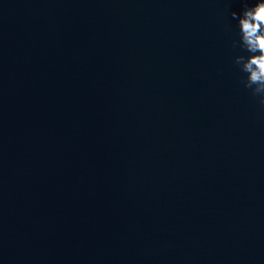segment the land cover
<instances>
[{"label": "water", "instance_id": "obj_1", "mask_svg": "<svg viewBox=\"0 0 264 264\" xmlns=\"http://www.w3.org/2000/svg\"><path fill=\"white\" fill-rule=\"evenodd\" d=\"M242 10L0 0V264H264Z\"/></svg>", "mask_w": 264, "mask_h": 264}, {"label": "clouds", "instance_id": "obj_2", "mask_svg": "<svg viewBox=\"0 0 264 264\" xmlns=\"http://www.w3.org/2000/svg\"><path fill=\"white\" fill-rule=\"evenodd\" d=\"M232 18L238 21L239 29V40H233L232 47L247 53L234 58L235 66L244 74L240 83L264 110V0H256L251 6L243 0V10L233 12Z\"/></svg>", "mask_w": 264, "mask_h": 264}]
</instances>
